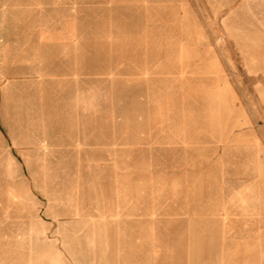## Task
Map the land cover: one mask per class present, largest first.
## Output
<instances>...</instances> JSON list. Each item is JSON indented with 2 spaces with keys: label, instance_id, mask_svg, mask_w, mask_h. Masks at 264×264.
I'll return each mask as SVG.
<instances>
[{
  "label": "rangeland",
  "instance_id": "374dc122",
  "mask_svg": "<svg viewBox=\"0 0 264 264\" xmlns=\"http://www.w3.org/2000/svg\"><path fill=\"white\" fill-rule=\"evenodd\" d=\"M55 255L264 264V0H0V264Z\"/></svg>",
  "mask_w": 264,
  "mask_h": 264
},
{
  "label": "bare ground",
  "instance_id": "6f19581e",
  "mask_svg": "<svg viewBox=\"0 0 264 264\" xmlns=\"http://www.w3.org/2000/svg\"><path fill=\"white\" fill-rule=\"evenodd\" d=\"M260 184V183H259ZM245 251V253H248L249 252V250H244ZM50 262H51V264H56V262L58 261V257L55 255L54 257H51L50 258V260H49ZM43 263V262H42ZM41 263V264H42ZM39 264V263H38ZM245 264H248L247 263V261H245Z\"/></svg>",
  "mask_w": 264,
  "mask_h": 264
}]
</instances>
